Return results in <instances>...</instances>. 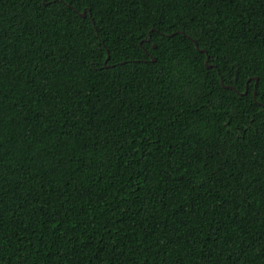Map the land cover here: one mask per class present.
I'll return each mask as SVG.
<instances>
[{
  "label": "trees",
  "instance_id": "trees-1",
  "mask_svg": "<svg viewBox=\"0 0 264 264\" xmlns=\"http://www.w3.org/2000/svg\"><path fill=\"white\" fill-rule=\"evenodd\" d=\"M73 2L0 0V264H264V0Z\"/></svg>",
  "mask_w": 264,
  "mask_h": 264
},
{
  "label": "snow or ice",
  "instance_id": "snow-or-ice-1",
  "mask_svg": "<svg viewBox=\"0 0 264 264\" xmlns=\"http://www.w3.org/2000/svg\"><path fill=\"white\" fill-rule=\"evenodd\" d=\"M131 2V0H129ZM163 2H167V0H163ZM41 4L43 8L51 9L56 8L59 6L60 8H63L65 5H67L68 8H71L73 12H77L78 10L75 7V4L73 0H41ZM89 9L91 8V5H88ZM93 24L96 23L95 20L92 21ZM168 38H172L169 36ZM155 39V28H149L146 34H142L141 38L136 41V45L142 49L147 56L151 57L152 52L150 49H154L153 41ZM188 39L191 41L193 45H195L196 49H199V34H196V36H193L192 34L188 35ZM104 48L103 43H99L95 48H89V51L91 54L96 56H103L105 59V63L107 64L108 61H113L114 57L118 54L112 50L104 49V51H101V49ZM209 59H211L209 57ZM141 61H133L135 64H139ZM142 62L147 63L146 60H143ZM104 67V66H101ZM113 68L116 67H127V65L123 61H116L112 64ZM215 65L209 66V71L214 68ZM231 67V66H230ZM216 72L219 73V76L217 77L221 81L225 79V76L221 72L219 68L216 69ZM229 76L231 79L229 80L230 90L234 92L239 99L244 100L248 99L249 93H251V98L248 99V103L252 104L256 112L250 116L251 118V125H255L257 131H264V82L261 81L259 76L256 77H249L248 80L244 85H240L239 78H240V72L239 68L237 66V70L235 72V75H232L229 73ZM209 92H212V89L209 88ZM189 96H193V90L189 89L186 93ZM206 94L204 93H198L196 97L193 98V102L197 104L198 108H201L200 105V99H203ZM209 100H211V97H208ZM223 99L222 96H217L216 103L213 104V110H215L216 107L220 106V102ZM227 115V113H225ZM241 113L239 111L233 110L231 115L228 119L224 120L221 124V128L226 131L227 136H233L236 134L237 131H239L238 139L245 140L246 142V135L248 132L253 131V128L251 125L244 123L242 126L239 127V129L233 128V121H239L241 117ZM259 116L260 123L257 124L256 116ZM156 133H151L149 136L145 137L144 139L148 141L149 144L152 143L151 141V135H155ZM132 143H136L135 141H132ZM233 144H235V141H233ZM141 147H143V144H141ZM134 152L138 153L139 148H134ZM7 154V150L4 147L3 142V132L0 130V160H2L3 156ZM148 154H151V151L149 149ZM3 177V169L0 168V178ZM0 212H2V208H0ZM109 234H111V230L109 229Z\"/></svg>",
  "mask_w": 264,
  "mask_h": 264
},
{
  "label": "water",
  "instance_id": "water-1",
  "mask_svg": "<svg viewBox=\"0 0 264 264\" xmlns=\"http://www.w3.org/2000/svg\"><path fill=\"white\" fill-rule=\"evenodd\" d=\"M80 15H81L82 17H84V16L86 15L85 11H82V12L80 13ZM199 51H204V50H203V49H199ZM205 65H206L207 67L210 66L208 56H206ZM220 82H221L222 86H224V87H230V86H228V85H225L223 81L220 80Z\"/></svg>",
  "mask_w": 264,
  "mask_h": 264
}]
</instances>
